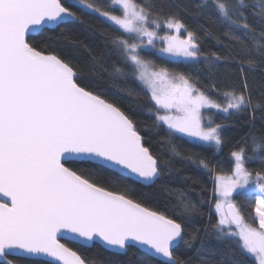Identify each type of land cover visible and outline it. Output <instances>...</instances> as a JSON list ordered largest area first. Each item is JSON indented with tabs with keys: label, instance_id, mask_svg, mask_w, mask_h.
<instances>
[{
	"label": "snow or ice",
	"instance_id": "obj_1",
	"mask_svg": "<svg viewBox=\"0 0 264 264\" xmlns=\"http://www.w3.org/2000/svg\"><path fill=\"white\" fill-rule=\"evenodd\" d=\"M70 3L0 0V264H104L61 239L82 247L102 242L106 250L130 257L127 264H190L177 251L181 245L191 248L201 232L214 234L225 247L207 253L200 264H264V136L249 134L237 141L227 174L208 157L183 150L184 143L222 150L224 126L208 112H247L254 120L259 111L264 119V91L254 94L243 75L245 68L264 66V0H199L194 6L224 26L227 43L217 37L226 48L224 56L202 53L197 34L174 11L187 9L168 0H107L121 15L96 0ZM74 7L120 33L106 37L108 51L91 54L92 70L143 87L154 127L164 131L161 150L168 159L146 146L138 122L122 106L95 91V79L83 76L70 59L30 42L31 33L85 23ZM161 28L168 31L160 34ZM157 40L168 57L235 62L241 82L210 85L224 99L221 103L189 76L141 55ZM109 55L118 61L110 69ZM176 160L213 178L215 199L208 205L217 215L215 224L185 227L203 215V197L194 202L185 191L175 193L173 216L182 223L146 206L143 194L138 197L135 189L119 183L134 176L155 185L171 174ZM100 170L113 173V187L93 179ZM236 196L254 200V222H248Z\"/></svg>",
	"mask_w": 264,
	"mask_h": 264
},
{
	"label": "trees",
	"instance_id": "obj_2",
	"mask_svg": "<svg viewBox=\"0 0 264 264\" xmlns=\"http://www.w3.org/2000/svg\"><path fill=\"white\" fill-rule=\"evenodd\" d=\"M96 2L104 7L105 10L121 15V11L118 8L113 9L108 6L107 0H96ZM168 2L182 5L184 9H187V11L182 9H174V11H177L187 28L197 34L202 53L205 55H210L211 53L226 55V48L221 47L217 40L219 36L220 41H224L221 35L225 30L224 26L218 23L212 14L195 10L194 6L199 0H168ZM62 3L66 6H71L70 0H62ZM72 10L77 12L85 23H67L59 28L46 29L38 35L30 36V42L46 48L48 51L57 52L66 59H70L81 69L83 76L95 79L98 85L95 91L122 106L138 122L141 134L145 137L146 146H149L154 153L163 155L164 159H168L167 154L161 150V137L164 135V131L161 129L157 132L154 127V117L149 111L151 101L143 87L135 81L121 82L113 80L102 71L96 73L92 70L91 54L108 51L105 47L106 37L109 35H120V33L111 27L109 23H105L95 16L86 15L75 7ZM209 32L211 35L207 34ZM224 43H227V41H224ZM141 55L146 59L152 60L159 67H166L170 71L189 76L197 82V86L202 87V90L209 91V94L221 103H224V99L216 95L210 89V85L212 83L225 85L241 82V71L235 62H224L222 60L209 63L203 57L194 62L173 60L159 55L154 49H146ZM105 59L106 67L109 69L113 63H118L113 55H109ZM243 75L247 77L250 85H252L254 94L258 95L261 91H264V66H258L254 70L245 68ZM129 89L133 90V96L131 97L127 95ZM208 115L212 117L214 122L224 126L222 136L225 144L222 150L215 152L211 148L192 143H184L183 150L208 157L217 165L218 171L226 174L230 173L233 166L230 152L233 150V146L237 144V141H241L242 137H249V134L257 137L264 136V119L261 118L259 111L256 112L254 120L250 118L247 112L231 116L217 113ZM248 143H251L250 139ZM248 154L252 155L253 153L249 151ZM248 166L253 169L259 168V164H249ZM175 169L179 171L177 172ZM112 176L113 173L111 171L100 170L93 176V179L111 188L113 185L109 182V178ZM212 179L202 170H198L192 163L176 160L171 174L166 173L155 185L146 186L130 178H122L119 183L135 189V194L138 197L143 194L142 198L146 206L165 212L166 215L172 216L182 223L185 222L180 217L173 216V205L176 203L175 193L185 191L194 202L203 197L204 206L201 208L203 215L194 217L190 223H185V227L188 230H192L193 228L203 229L206 225L215 224L217 221V215L208 205L209 201H214ZM235 199L241 206L248 222H254V200L242 196H236ZM210 211L212 213L211 217H209ZM62 242L87 258L103 261L104 264H127L130 259L128 256L107 251L98 244H94L92 247H82L69 241ZM224 247L222 242L215 239L214 234L204 236L203 232H201V239L193 242L191 248L181 245L177 255L185 261H190V264H200L201 259L205 258L207 253L223 250ZM131 258L134 259L135 257Z\"/></svg>",
	"mask_w": 264,
	"mask_h": 264
},
{
	"label": "rangeland",
	"instance_id": "obj_3",
	"mask_svg": "<svg viewBox=\"0 0 264 264\" xmlns=\"http://www.w3.org/2000/svg\"><path fill=\"white\" fill-rule=\"evenodd\" d=\"M122 14V13H121ZM166 31H168L167 29H165V28H161V30H160V34H164ZM183 34V33H182ZM164 45L162 44V42H160L159 40H157L156 42H155V47L154 48H148V49H154V50H156L157 51V53L159 54V55H161V56H164V57H167V58H169V59H173V60H183L182 58H172V57H168L167 56V54H162V53H160V51H159V49L160 48H162ZM214 114V113H216L215 111H211V112H208L207 114ZM259 198V197H258ZM214 199H215V197H214ZM213 211H214V209H212ZM255 218V217H254Z\"/></svg>",
	"mask_w": 264,
	"mask_h": 264
},
{
	"label": "water",
	"instance_id": "obj_4",
	"mask_svg": "<svg viewBox=\"0 0 264 264\" xmlns=\"http://www.w3.org/2000/svg\"><path fill=\"white\" fill-rule=\"evenodd\" d=\"M47 29H55V28H53V27H49V28H47ZM39 33H40V32H34V33H31L30 36H35V35H38ZM127 178H130V179H132V180H134V181H136V182H138V183H140V184H143V183L137 181L136 178H135L134 176H129V177H127ZM143 185H145V184H143ZM146 186H149V185H146ZM62 241H69V242L75 243L74 241L69 240V239H61V243H63ZM75 244H77V243H75ZM96 244L100 245L102 248H104V249L106 250V246L103 245L102 242H98V243H96ZM92 246H93V245L88 246V247H92ZM107 251L113 252V251H111V250H107ZM113 253H114V252H113Z\"/></svg>",
	"mask_w": 264,
	"mask_h": 264
}]
</instances>
